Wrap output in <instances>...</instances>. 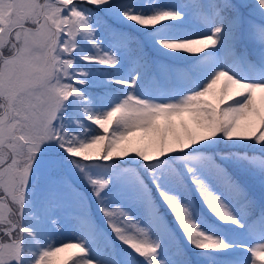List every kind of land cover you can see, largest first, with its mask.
<instances>
[{"label": "snow or ice", "instance_id": "1", "mask_svg": "<svg viewBox=\"0 0 264 264\" xmlns=\"http://www.w3.org/2000/svg\"><path fill=\"white\" fill-rule=\"evenodd\" d=\"M0 235V264H264V0H0Z\"/></svg>", "mask_w": 264, "mask_h": 264}, {"label": "trees", "instance_id": "2", "mask_svg": "<svg viewBox=\"0 0 264 264\" xmlns=\"http://www.w3.org/2000/svg\"><path fill=\"white\" fill-rule=\"evenodd\" d=\"M220 87V85H217L216 86V90H218ZM65 242H71L69 239H65ZM75 251L74 249H68L66 250L65 252H62V253H59L57 254L56 257H54V261H56V264H61V262H63L64 260H66L70 255L71 253Z\"/></svg>", "mask_w": 264, "mask_h": 264}, {"label": "rangeland", "instance_id": "3", "mask_svg": "<svg viewBox=\"0 0 264 264\" xmlns=\"http://www.w3.org/2000/svg\"><path fill=\"white\" fill-rule=\"evenodd\" d=\"M0 239L7 240V237H3L2 235H0Z\"/></svg>", "mask_w": 264, "mask_h": 264}]
</instances>
